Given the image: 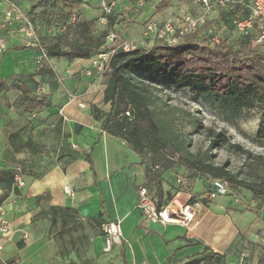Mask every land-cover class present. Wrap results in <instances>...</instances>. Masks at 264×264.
Returning <instances> with one entry per match:
<instances>
[{
  "label": "crops",
  "instance_id": "0c3cea01",
  "mask_svg": "<svg viewBox=\"0 0 264 264\" xmlns=\"http://www.w3.org/2000/svg\"><path fill=\"white\" fill-rule=\"evenodd\" d=\"M9 1L16 11L7 18V3L0 0V38L6 42L0 53V207L9 230L0 234V264H185L205 248L223 255L225 264H237L241 252L250 264L261 262L264 216L234 197L207 201L193 190L174 194L162 180V205L171 195L202 207L189 230L145 219L136 205L137 190L147 181L146 160L103 131L109 106L102 102L104 79L85 75L92 59L45 57L28 32L31 26L37 36L44 3ZM101 1L114 2L118 42L143 40L148 21L171 18L178 25L181 12L201 11L196 0H170L165 11L163 0H144L142 7L137 0H84L71 16L95 21ZM37 70L52 75L31 76ZM26 97L45 99L46 106L27 112L21 108ZM17 168L22 187L13 180ZM112 221L119 222L121 243L105 254L102 226Z\"/></svg>",
  "mask_w": 264,
  "mask_h": 264
},
{
  "label": "trees",
  "instance_id": "16d2710c",
  "mask_svg": "<svg viewBox=\"0 0 264 264\" xmlns=\"http://www.w3.org/2000/svg\"><path fill=\"white\" fill-rule=\"evenodd\" d=\"M83 1L41 0L46 8L40 14L42 26L35 28L38 42L35 47L42 50L46 57L64 58L68 61L89 60L109 49L105 39L112 33V14L107 16V23L103 26L98 24L99 19H75L73 23L69 22L72 17L71 9ZM169 2L170 0H163L161 4L167 6ZM231 16L230 11L222 14V25L231 28ZM48 28L54 31L51 36L47 32ZM202 37L199 32L184 37L174 46L156 43L146 51L124 52L121 47H116L109 60V70L104 75L102 102L109 109L102 121L103 131L123 140L140 158L156 154L164 148L166 143L162 140L160 128L149 108L147 93L131 78L133 73H143L151 82L174 89H189L196 96L206 97L224 112L238 114L243 107L257 104L262 122L254 139L264 144V52L258 51V47H252L247 36H242L228 45L218 46L202 41ZM44 74L52 75L51 71L37 70L31 76ZM45 106V99L28 97L21 104V108L27 112L37 111ZM95 118L98 116L95 115ZM228 143L224 133H217L210 140L211 147ZM170 164L189 171H201L212 179L235 183L224 165L214 166L187 158H179ZM144 171L147 180L144 187L156 201L157 207L163 206L161 172L153 173L149 165L144 166ZM174 180L173 183L167 182L174 194L191 190L188 183L180 180L176 184ZM153 186L154 192L151 190ZM180 186L184 188L179 189ZM254 194L260 195L257 191ZM171 199V195L166 197L165 204ZM256 199L259 200L258 197ZM190 202H194L192 198ZM185 264H225V259L223 255L205 248L200 257Z\"/></svg>",
  "mask_w": 264,
  "mask_h": 264
},
{
  "label": "rangeland",
  "instance_id": "374dc122",
  "mask_svg": "<svg viewBox=\"0 0 264 264\" xmlns=\"http://www.w3.org/2000/svg\"><path fill=\"white\" fill-rule=\"evenodd\" d=\"M168 8L162 7L160 11ZM209 25L217 23L210 22ZM257 49L264 52L261 47ZM95 76L105 80V76ZM131 78L146 91L149 108L166 143L160 152L145 157V165H149L153 173L161 172V179L171 183L175 179L178 184L177 179H180L204 196L212 180L210 176L170 163L187 158L214 166L224 165L235 183L223 180L230 195L223 197H238L243 203L258 197L261 205L264 204V144L254 139L262 122L257 104L243 107L238 114L224 112L206 97L196 96L189 89H174L151 82L143 73H133ZM217 133H224L229 143L211 147V137ZM154 188L151 187L152 192ZM254 191L260 195L256 196Z\"/></svg>",
  "mask_w": 264,
  "mask_h": 264
},
{
  "label": "built area",
  "instance_id": "2783aa9c",
  "mask_svg": "<svg viewBox=\"0 0 264 264\" xmlns=\"http://www.w3.org/2000/svg\"><path fill=\"white\" fill-rule=\"evenodd\" d=\"M4 1L7 3L5 16L10 18L12 13L16 11V6L9 0ZM196 2L200 5L201 11L197 14L181 12L178 25L171 18H167L160 23L148 21L145 24L143 40L141 41L116 42V35L110 33L105 39L109 49L97 54L91 60L90 66L85 69V75L104 76L109 70V60L116 47H121L124 52L146 51L156 43L169 47L178 44L184 37L199 32L203 36L202 41H208L216 46L228 45L242 36H247L252 47H261L264 50V0H196ZM143 4V0H137L138 7H142ZM99 6L102 14L98 24L103 26L107 23V16L113 13L114 2L101 1ZM227 11L232 13L229 20L231 28L222 25L220 19L222 14ZM74 21L75 17L72 16L69 22L73 23ZM210 22L217 23V25H209ZM28 30L34 46L37 45L38 42L33 28L29 26ZM5 47V40L0 38V53L4 51ZM40 52L46 57L42 50ZM126 116H129V113H126ZM13 180L17 187H22L25 184L24 177L18 168L14 170ZM177 182H180V179H177ZM63 190L68 196H73L68 186H64ZM227 195H229L227 183L220 179H212L204 198L207 201H212ZM190 199L180 201L174 198L165 205L157 207L156 201L151 198L147 188L141 186L137 190L136 206L145 219L151 223L178 225L189 230L198 209L202 207L198 201L191 203ZM234 200L237 203H242L248 210H259L264 216V204L259 205V200L256 198H251L244 203L238 197H234ZM8 232L7 221L3 218V209L0 207V234L7 236ZM102 233V253L111 252L116 244L121 243L122 231L118 221L105 223L102 226ZM2 250L3 244L0 242V259ZM237 264H250L244 252L239 253ZM257 264H264V260Z\"/></svg>",
  "mask_w": 264,
  "mask_h": 264
}]
</instances>
